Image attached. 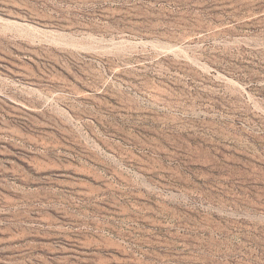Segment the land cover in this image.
I'll use <instances>...</instances> for the list:
<instances>
[{
    "label": "rangeland",
    "instance_id": "374dc122",
    "mask_svg": "<svg viewBox=\"0 0 264 264\" xmlns=\"http://www.w3.org/2000/svg\"><path fill=\"white\" fill-rule=\"evenodd\" d=\"M0 264H264V0H0Z\"/></svg>",
    "mask_w": 264,
    "mask_h": 264
}]
</instances>
